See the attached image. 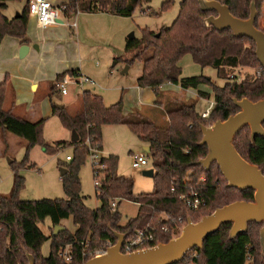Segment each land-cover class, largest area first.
Returning <instances> with one entry per match:
<instances>
[{
    "label": "trees",
    "instance_id": "obj_1",
    "mask_svg": "<svg viewBox=\"0 0 264 264\" xmlns=\"http://www.w3.org/2000/svg\"><path fill=\"white\" fill-rule=\"evenodd\" d=\"M147 0H65L62 14L72 16L76 11H103L117 15H130L136 4ZM225 3L229 11L238 17L248 13L250 0H218ZM264 0H254L256 17ZM169 0H163L165 6ZM7 0H0V40L6 35H14L21 42L27 41L28 0H24L18 15L7 16L3 10ZM212 10L201 9L197 0H179L178 10L172 21L157 30L142 28L138 37L125 36L123 62L139 58L141 69L135 80L140 87H149L154 100L150 105L132 107L122 111L120 100L103 104L101 96L89 89H81L79 106L69 112L65 106H52L61 122L74 129V140H56L49 144L50 151L64 145L72 147L67 154L69 162L60 164L66 170L61 174L65 196L21 198L18 191L23 185V176L16 173L8 193H0V264H28L23 247L32 252L35 264H81L87 256L81 252L87 248L114 241V232L130 236L138 227L150 228L157 241H165L179 231L180 224L189 217L197 220L214 207L235 199L252 198V188H238L225 183L217 164L212 161L204 169L197 159L206 152L204 143H199L201 131L199 124H208L214 118H224L238 107L232 97L245 96L251 100L264 96V69L254 54L251 38L234 36L228 27L216 29L205 24L204 16ZM259 28V27H258ZM246 41V44H243ZM189 53L200 66H212L217 76L224 77L226 68L246 65L251 71L234 74L221 84L212 83L202 74L180 75L178 60L182 54ZM76 69H66L57 74L74 75ZM169 81L180 89L196 87L199 83L211 85L213 103L206 116H200L194 108V98H183L163 90L162 84ZM6 79L0 81V127L11 131L27 141L28 148L40 142L43 117L29 120L2 106ZM56 89L55 84L51 90ZM205 96L206 92L198 90ZM103 123H124L143 143L148 145L145 152L150 166L153 184L147 192H132V180L116 172V155L113 153L98 156V166L91 167L94 194L98 204L89 207L79 189L77 168L79 162L89 154L90 146L100 149V126ZM264 128V120L262 121ZM232 143L238 153L247 161L255 163L264 173V134L248 136V126H241L234 134ZM184 180V182H183ZM187 186L194 187L203 203L196 209L188 208L178 193ZM173 187V189H170ZM122 198L137 202L136 213L119 221L116 207ZM114 201V205L111 202ZM70 216L73 230L61 225L60 220ZM49 217L53 230L46 234L38 225V220ZM166 225L167 230L162 226ZM230 222L221 223L216 230L207 234L200 247L192 246L183 256L168 264H264V248L260 249L258 228L260 222L249 221L244 231L228 238ZM50 239L47 255L41 252V244ZM82 241V242H81ZM70 243L72 257L66 260L59 254L60 249ZM195 253L188 257L187 253ZM37 258L40 263H37ZM27 259V262H26Z\"/></svg>",
    "mask_w": 264,
    "mask_h": 264
},
{
    "label": "rangeland",
    "instance_id": "obj_2",
    "mask_svg": "<svg viewBox=\"0 0 264 264\" xmlns=\"http://www.w3.org/2000/svg\"><path fill=\"white\" fill-rule=\"evenodd\" d=\"M49 1L56 3L59 0ZM162 1H140L136 4L130 15L118 17L125 29L119 41L117 43L112 42L110 55L106 59L103 58L101 52L104 44L101 43L99 46H95L96 48L94 47L93 50L94 53L98 54L95 57L97 62L94 63L91 59L86 63V68L92 69L94 67L95 69L93 76L89 74L96 82L94 86L88 82H83L81 85H78L70 81L66 85L67 93L62 94L58 89L51 90L55 80V72H52V70L48 72L49 77L47 76L44 80L39 81L37 90L29 86L28 83H22L15 75L17 72L10 71L6 73L11 88L13 86L14 94L11 97L8 87H5L2 106L8 108L10 100L13 99L18 105L16 109L11 108L13 113L29 120H37L41 117L44 120L41 126L42 140L31 145L28 150L26 148L27 141L25 138L0 127V193L5 194L10 191L14 175L18 173L23 176V185L18 191V195L21 198L65 196L60 174V164L58 162L62 164L69 162L66 155L72 154V147L66 144L55 151H50L46 149V146L49 148V144H52L56 140L70 139L71 129L62 124L59 114L57 111L52 110V106L62 104L69 112H72L80 105L79 94L81 89H89L96 92L101 96L102 103L105 105L120 100L122 111L125 109L130 110L139 101L145 104L151 102V90L148 87L137 88L136 86L135 78L141 69L140 59L133 58L129 62H123L120 58L124 54V38L129 32L133 36L138 37L142 28L157 30L160 27L168 25L175 17L179 0H169L165 6H161ZM23 4L24 0H7V6L3 12L8 16H12L15 12L22 9ZM258 12L256 25L264 31V1L261 2ZM60 18L63 22L56 23L55 27L51 29L55 30L60 36L64 33H66V36L71 35L72 27L68 23L73 21L74 15L65 17L61 14ZM243 44H246V41ZM62 56L66 57L67 60L65 61L68 62L74 57L73 54L70 56L69 50L63 53ZM178 64L180 66V75L202 74L209 77L212 83L218 85L225 78H232L234 74L239 76L241 72L251 71L250 67L246 65H236L233 68H226L224 77H220L216 75V71L212 66L198 65L189 53L182 54L178 60ZM64 67L62 68L64 69ZM67 76L69 79H73L72 76ZM3 77L4 75L2 76L0 74V78ZM10 80L12 82L13 80H18L20 84L18 86L14 83L11 84L12 82ZM198 90L206 92L207 95H199ZM167 91L173 92L183 98H187L188 96L193 97L195 99L194 108L197 112L203 110L208 105V102L212 100L211 85L207 83H199L196 87H191V93L173 88L170 90L167 89ZM77 92L79 93L78 97L76 96ZM141 146L142 142L124 123H103L100 126V149L95 150V154L96 156L107 153L116 155V172L131 178L132 192L134 194L151 190L153 184L152 177L141 172L142 169L150 166L149 162L139 167L131 166L130 164L129 152H144ZM94 148L96 147L90 146V151ZM91 161L90 156H85L79 162L77 175L79 189L84 195L85 204L89 207H94L98 204V200L94 194V182L91 171L93 164ZM137 205L135 201L125 198L120 199L116 204L120 215L119 221L123 222L126 218L133 216L136 213ZM37 223L46 234L52 232L53 225L49 217L40 219ZM64 226L73 230L74 225L70 216L64 219ZM3 242L7 243V240L5 239ZM4 243L0 244V251L4 250ZM49 243L50 241L47 239L41 244L40 249L43 255L48 254ZM22 249L25 255L26 252L32 254L27 248L23 247ZM194 253V251H190L187 255L190 257ZM37 263H40L39 258H37ZM245 263L249 264V259H246Z\"/></svg>",
    "mask_w": 264,
    "mask_h": 264
},
{
    "label": "water",
    "instance_id": "obj_3",
    "mask_svg": "<svg viewBox=\"0 0 264 264\" xmlns=\"http://www.w3.org/2000/svg\"><path fill=\"white\" fill-rule=\"evenodd\" d=\"M201 9L212 10L204 16L205 24H211L216 29L228 27L234 36L244 35L254 42V54L264 69V31L254 25L256 15L254 0L248 4V13L245 17L233 15L227 5L218 0H197ZM20 12H15L18 15ZM62 22L61 18H58ZM127 36H132L129 32ZM35 46V44H34ZM29 49V44L19 46V56H23ZM125 70V68H123ZM232 102L238 109L220 119L216 118L210 124H199L201 136L199 143L206 146L205 154L197 162L207 169L214 161L228 186L238 188H252V198L235 199L214 207L210 212L201 215L197 220L186 217L179 231L165 241H158L150 248L138 249L130 252H121L120 244L124 234L115 231V240L106 247L105 252L87 257L81 264H168L179 260L192 246L200 247L203 238L216 230L223 222H230L227 236L233 237L244 231L249 221L260 222L258 241L260 249L264 248V173L255 163L247 161L235 149L232 139L235 132L243 125L248 126V136L252 140L255 134H264L262 121L264 120V96L251 100L245 96L232 97ZM60 107L62 104L59 105ZM77 138L74 129H71L70 139ZM144 152L148 145L142 144ZM60 167V174L65 172ZM141 172L151 176L153 168L149 166ZM61 225H56L57 228ZM28 264L34 263V256L26 252Z\"/></svg>",
    "mask_w": 264,
    "mask_h": 264
},
{
    "label": "crops",
    "instance_id": "obj_4",
    "mask_svg": "<svg viewBox=\"0 0 264 264\" xmlns=\"http://www.w3.org/2000/svg\"><path fill=\"white\" fill-rule=\"evenodd\" d=\"M63 1L65 0H59L53 4L60 5ZM119 16L128 15H117L103 11H77L74 14V25L72 22L68 23L72 27V34L66 36V33H64L60 36L55 30L51 29L55 27L56 23L46 27H39L36 24L35 18L29 15L27 22V41L21 42L18 37L9 34L4 35L0 40V74L2 76L4 75L3 78H0V81L6 79L9 93L13 97V86L11 88L9 79L6 77V73L10 71L17 72L15 75L22 83H28L29 86L36 90L39 81L44 80L48 76L49 70L55 72V80L58 73L71 68L76 69L79 73L84 72L83 74L86 73L88 76L89 74L93 76V72H95L94 67L92 69L86 68V63L91 59L94 63L97 62L95 57L98 54L94 53L93 50L95 46H99L101 43L104 44L101 52L103 58L106 59L110 55L112 42L117 43L125 29L120 18H118ZM22 43L29 44V49L23 56H19L18 50ZM68 50L70 56L72 54L74 56L70 62L65 61L67 58L62 56ZM20 81L13 80L12 82L10 80L12 82L11 84L14 83L16 86L20 84ZM92 84L94 86L96 82L94 81ZM161 87L163 90H170L172 88L182 90L178 85L173 83L164 82ZM137 88L141 87L137 86ZM183 90L191 93V87ZM78 94L77 92V97ZM188 97L190 98L191 96ZM153 100L154 94L152 92L151 102L146 105L152 104ZM138 104L133 105V107H139L145 103L139 101ZM17 106L15 100L13 101L11 99L8 107L16 109ZM128 110L125 109L123 112H127ZM66 218L61 219L59 225L64 226V219ZM48 240L50 241V239Z\"/></svg>",
    "mask_w": 264,
    "mask_h": 264
},
{
    "label": "built area",
    "instance_id": "obj_5",
    "mask_svg": "<svg viewBox=\"0 0 264 264\" xmlns=\"http://www.w3.org/2000/svg\"><path fill=\"white\" fill-rule=\"evenodd\" d=\"M28 14L35 18L36 24L39 27H46L48 25L58 22V18H60V15L62 14V6L55 5L49 0H28ZM74 23L75 22L73 20L72 24L74 25ZM67 75L70 74H65L60 78H56L54 83L56 89L60 90L62 94L67 93L66 85L70 81L78 85H81L83 82H88L90 84L94 83V80L90 76H88L87 74L79 73L78 71L76 74L70 75L73 77V79H69ZM165 83H171V82L166 81ZM212 103H213L212 100L208 102V105L199 112L200 116H206L208 114V109ZM95 150L97 149L94 148L92 149V151H90L89 148V154L87 155L91 157L92 160L91 163L93 164L92 167L98 166L97 164L98 156H96ZM69 157H70L69 155H66L67 159ZM129 157H130L131 166L139 167L149 162L145 152L131 151L129 152ZM93 182L96 183L95 178L93 179ZM170 189H173V187H170ZM178 198L190 209H196L203 203V200L200 197L198 191L192 186H187L183 191L179 192ZM111 205L112 206L114 205V201L111 202ZM184 222L185 220L180 224V226ZM162 229L167 230L166 225L162 226ZM113 242L114 241L111 242L109 240H106L102 242L101 245L99 246H95L83 250L81 254L87 257L101 254L105 252L106 247L112 244ZM157 242L158 241L156 240V236L150 228H147L145 226L138 227L134 230V232L130 236L127 237L123 236L119 250L121 252H130L138 249L150 248L154 246ZM59 254L63 256L66 260H70L72 257L70 243H66L60 249Z\"/></svg>",
    "mask_w": 264,
    "mask_h": 264
}]
</instances>
